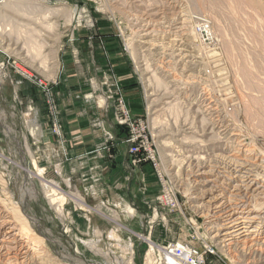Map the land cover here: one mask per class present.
Listing matches in <instances>:
<instances>
[{
  "label": "rangeland",
  "instance_id": "1",
  "mask_svg": "<svg viewBox=\"0 0 264 264\" xmlns=\"http://www.w3.org/2000/svg\"><path fill=\"white\" fill-rule=\"evenodd\" d=\"M190 15L205 16L217 34L224 28L227 46H206ZM179 16L190 21L187 32L192 26L188 46H162ZM0 17V208L48 247L46 264H146L147 238L192 241L206 248L205 264H242L208 233L187 160L211 157L214 133L201 131L197 112L207 95L214 132L229 127L225 136L237 133L264 153V0H0ZM150 19L159 46L140 42ZM110 49L127 57L129 77L100 67ZM131 86L140 111L126 96ZM84 131L95 140L75 153L72 137ZM120 149L131 168L148 165L156 188L143 175L146 199H84L65 169L75 159L114 165ZM37 171L65 196L53 200Z\"/></svg>",
  "mask_w": 264,
  "mask_h": 264
},
{
  "label": "bare ground",
  "instance_id": "2",
  "mask_svg": "<svg viewBox=\"0 0 264 264\" xmlns=\"http://www.w3.org/2000/svg\"><path fill=\"white\" fill-rule=\"evenodd\" d=\"M213 6L215 7L214 3ZM215 10L214 8V12ZM204 17L201 15L189 16V20L193 21L195 25L197 24L201 41L208 43L206 46H227V35L223 31L224 28L217 26L218 34L221 35L217 37V30H214L210 20ZM179 19L181 20H176V24L171 23L166 26L167 33L175 34V37H173L174 35L169 36L167 43L162 46H188L187 40L189 39L185 37L191 31L192 26L189 25L187 32L185 29L190 21L182 16H179ZM217 19L221 22L220 18ZM155 26V21H151V19L145 21L144 25L141 26L143 29L140 28L141 31H145L140 34L141 43L146 44V46H149L147 44L159 46L156 42L159 38L157 35L159 31L158 26ZM182 50V48L179 49L178 55L184 58L186 55L182 53ZM207 96L202 98L204 105L197 104V112L204 121L201 131L204 134L209 131L208 135L214 133L211 135L212 141L205 143L209 145L207 147H210L211 157L208 161H204L203 158H206L204 155L191 154L193 156L187 160L196 190L195 196L192 198H194V202L200 204L196 206L202 211L201 216L205 219L208 233L212 232L216 244L221 246L223 250L241 254L244 261L242 264H258V260L264 261V153L255 148L247 138L241 139L237 133L232 134L231 131V136H225L224 132H227L229 127L222 128L224 134H220L219 131L214 132V129L218 128V120H215V115L210 108L213 104ZM261 99L263 100L262 97ZM215 112H219L218 109ZM255 118L258 122L263 121V116L259 113L256 114ZM31 175L43 181L49 188L50 194L53 195V200L58 201L65 196L63 189L55 183L47 181L42 172H32ZM71 178L68 177L67 179L70 181ZM71 195L79 204L86 206L82 197L74 193ZM198 209L196 210L199 211ZM10 214L0 208V264H46L48 260L46 255L50 253L48 247L39 238L31 235V229L28 226H18ZM118 224L122 225L121 223ZM146 241L148 245L150 244L148 253L151 255L146 264H176L175 261L181 260L180 256H187L195 247L199 249V254L194 262L205 264L206 248H200L192 241L186 239L172 241L178 242L174 246L178 245L183 248L184 252L180 254L173 248L170 249L169 246H163L160 251L156 252V247L153 249L154 241L151 238H147ZM155 243L165 245L169 242ZM158 256H161V259L155 262L154 260ZM51 263L53 262L51 261ZM178 263L182 264L181 261ZM186 264L191 263L186 262Z\"/></svg>",
  "mask_w": 264,
  "mask_h": 264
},
{
  "label": "crops",
  "instance_id": "3",
  "mask_svg": "<svg viewBox=\"0 0 264 264\" xmlns=\"http://www.w3.org/2000/svg\"><path fill=\"white\" fill-rule=\"evenodd\" d=\"M6 13L7 12H5L4 15ZM4 15L1 17H4ZM4 50H6V47H4ZM109 53L108 60L100 59V61H102L100 62V67L105 69L108 67V63H110L112 67H114L115 72L117 74L119 73L120 78L129 77V62L124 53L117 49H110ZM138 94V89L137 87L134 88V86H131L126 91V96H128L130 101L135 104L133 105L134 111H140V103L137 101ZM84 128H86V126ZM94 138V135L90 131H84L77 136L74 135L72 141L79 144L75 148L77 151L75 153L80 154L87 148V144L92 143L95 140ZM127 156V152H125L124 149H120L115 164L113 165L111 163V165H107L104 168H97L92 165L87 166V161H79L75 159L70 163L73 166H68L65 170L68 174H72L76 178L77 187L75 189L77 193L84 195V199L93 198L95 199V202H129L128 200L135 199L137 196H140V199H142L143 195L141 189L143 186L142 180H144L143 175H145V179L149 181V190H154L156 188L153 184L154 177L151 175L148 165L143 166L141 169L131 168ZM97 171H101L102 177H93ZM73 176L71 177L73 178ZM146 198L147 197H144L143 199Z\"/></svg>",
  "mask_w": 264,
  "mask_h": 264
},
{
  "label": "built area",
  "instance_id": "4",
  "mask_svg": "<svg viewBox=\"0 0 264 264\" xmlns=\"http://www.w3.org/2000/svg\"><path fill=\"white\" fill-rule=\"evenodd\" d=\"M137 148H135L134 150H136ZM178 242H169V243H167V244H165V245H160V244H157V243H155V242H153V249H154V247H156V250H154V251H156V252H158V251H160V248L161 247H163V246H166V247H171L170 249H174V250H176V252L177 253H183L184 252V250H183V248L181 247H179L178 245L177 246H174V244H177ZM149 249H150V244H149ZM165 250V249H164ZM199 249L198 248H194V250L192 251V252H190L187 256H180V258H181V260H177V261H175L176 262V264H180V263H178L179 261H181L182 262V264H186V262H189V263H191V264H196L195 262H194V259L197 257L198 258V254H199ZM159 259H161V256H158V258H156L154 261L156 262V261H158ZM149 262V261H148Z\"/></svg>",
  "mask_w": 264,
  "mask_h": 264
}]
</instances>
